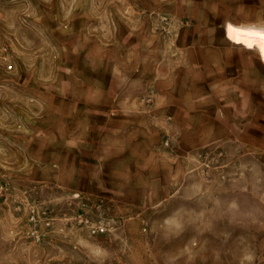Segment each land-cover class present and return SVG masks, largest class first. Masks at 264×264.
I'll use <instances>...</instances> for the list:
<instances>
[{
  "label": "clouds",
  "instance_id": "clouds-1",
  "mask_svg": "<svg viewBox=\"0 0 264 264\" xmlns=\"http://www.w3.org/2000/svg\"><path fill=\"white\" fill-rule=\"evenodd\" d=\"M0 72V179L98 198L0 187V264H264V0H0Z\"/></svg>",
  "mask_w": 264,
  "mask_h": 264
},
{
  "label": "rangeland",
  "instance_id": "rangeland-1",
  "mask_svg": "<svg viewBox=\"0 0 264 264\" xmlns=\"http://www.w3.org/2000/svg\"><path fill=\"white\" fill-rule=\"evenodd\" d=\"M131 2V0H130ZM166 6L169 5V0H164ZM109 11H113V8L109 6ZM168 21L167 19L164 22V25L167 26ZM160 31V25L157 24V33ZM196 45H193L195 47ZM183 50H179L173 54V59H176L179 56V52ZM10 52V49H9ZM185 55H187L185 53ZM153 58H158V57H153ZM4 73L0 72V77H3ZM51 91V90H49ZM43 94V93H42ZM82 122L84 125L87 123V118L82 117ZM101 130L103 131V125L101 127ZM38 136L40 135H46V133H38ZM33 142L32 139L29 140V144ZM3 170H0V173H2ZM4 178L8 180L7 183L4 182V179H0V187H3L5 189L9 188V185L13 182L15 183H30L33 184L34 186L38 185L35 187V191L30 193L31 199H29V204H35L38 206V212L39 215L36 214L35 211L30 212V217L31 216H36L37 222L40 220H43L45 222H51V223H60L63 225H66L67 228H76V229H81L85 230V221L89 219V215H94L95 210L92 209L91 207L88 210V215H85L83 211V205L80 203L81 201L88 202L89 205L91 203H95L97 201V196L95 193H88V192H81L80 193V200L74 202L72 204L71 209H66L61 210L62 206H56L55 211L53 210V207L47 203H43V200L46 199L48 196H51L57 192H60L61 189L56 187L54 184H40L38 181H31V180H24L21 177H16V176H11L9 177L7 174H4ZM64 191H68L67 188L63 189ZM43 192L44 196L42 197L40 193ZM8 193L5 192L4 194H0V203H2L3 199L8 197ZM9 203H11V200L9 199ZM80 205V206H77ZM163 212L164 209H161ZM108 212L115 216L116 218L120 219L127 232L129 234L135 235L140 233L143 228L141 226H147L151 222V217H146L144 213L141 211L136 210L133 206L129 205H124L121 204L117 201H112L110 207L108 208ZM16 215V213H13ZM156 227H168L171 228V224L167 226L163 225H157ZM39 231V227L37 228ZM45 232H50L51 227H45L44 229ZM81 235H83V232H81ZM42 239L46 238L44 236L41 237ZM81 243H86V240H82ZM99 254V250H95ZM175 258H173L174 260ZM52 264H55V261L52 262Z\"/></svg>",
  "mask_w": 264,
  "mask_h": 264
}]
</instances>
